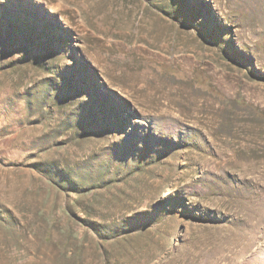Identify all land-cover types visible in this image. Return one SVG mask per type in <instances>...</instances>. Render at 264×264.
<instances>
[{"label":"rangeland","instance_id":"obj_1","mask_svg":"<svg viewBox=\"0 0 264 264\" xmlns=\"http://www.w3.org/2000/svg\"><path fill=\"white\" fill-rule=\"evenodd\" d=\"M0 264H264V0H0Z\"/></svg>","mask_w":264,"mask_h":264}]
</instances>
